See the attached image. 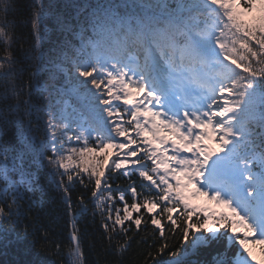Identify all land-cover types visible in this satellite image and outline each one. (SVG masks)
<instances>
[{
	"label": "snow or ice",
	"instance_id": "obj_1",
	"mask_svg": "<svg viewBox=\"0 0 264 264\" xmlns=\"http://www.w3.org/2000/svg\"><path fill=\"white\" fill-rule=\"evenodd\" d=\"M2 3L0 249L38 238L34 225L14 237L5 225L24 215L25 193L39 182L24 161L37 142L30 117L38 123L42 114L51 154L39 155L59 175L72 217L66 251L49 242L60 264H85L69 196L74 177L84 184L85 176L109 241L105 251L123 253L134 239L131 225L138 234L150 223L160 242L149 245L143 264H264V0H85L71 5L74 14L33 0L34 43L23 57L13 50L12 0ZM50 31L62 39L45 52L41 41ZM62 77L84 91L85 102L71 112ZM9 126L19 148L4 139ZM116 172L138 175L141 191L113 188ZM200 198L204 203L193 202ZM165 224L170 235L179 232V248L166 239Z\"/></svg>",
	"mask_w": 264,
	"mask_h": 264
},
{
	"label": "trees",
	"instance_id": "obj_2",
	"mask_svg": "<svg viewBox=\"0 0 264 264\" xmlns=\"http://www.w3.org/2000/svg\"><path fill=\"white\" fill-rule=\"evenodd\" d=\"M33 0H12V4L15 11H9L7 18L9 20L15 19L17 22L16 33L17 43L13 45V50L17 52V55L23 57L26 51L34 43V37L31 34V5ZM85 0H44L46 7L51 5L50 11L54 13H73L71 5L75 3H83ZM3 7L2 0H0V8ZM4 12L0 11V18H3ZM45 24L51 29V24L45 21ZM62 39L58 31H50L47 39L41 41V48L48 52L55 43ZM75 43L79 45V40ZM23 45V47H21ZM3 54L2 46H0V55ZM31 63L27 60V64ZM31 71V68H27L24 73V78H27V73ZM75 71V69H71ZM46 79V76L44 77ZM60 83L64 85L65 89L69 93L65 98L68 101L69 112L72 108L79 107L80 104L84 103V91L83 89L72 80H66L63 77ZM5 80L0 78V91H3ZM89 87H91L89 85ZM80 89V95L75 94L74 89ZM41 115V119L37 123L35 115L30 117L33 120L34 132L33 134L37 137V142L34 150H29L25 157V168L26 171L34 173L38 178V184L34 186V191L26 192L25 199L23 202L24 215L19 218L18 222L13 225H5V227L12 230L14 237L15 233H23L26 225L35 226L37 229V239L33 243V237L28 236L22 241L20 247L12 246L7 250L0 249V264H23L24 261H29L30 264H60L58 258L54 255L56 249L54 245H50L49 242L59 243L64 247L66 251L68 245V236L71 230L70 221L72 217L68 215V208L64 203V194L62 189L57 187L59 181V175L55 173L44 156L51 154V140L50 137L45 136V121L46 116ZM75 129V125H73ZM69 136H73V132L68 133ZM5 141L19 148L20 140L16 135L14 127L9 126L6 129V135L4 136ZM65 142V148L69 146L67 139L63 138ZM45 141L47 148H41L40 142ZM92 143V141H90ZM59 143L57 147L59 148ZM71 146H78L75 140L71 142ZM40 152L44 153V156L39 155ZM42 166H41V163ZM60 171H63L61 169ZM49 172H53L52 176H48ZM18 178V177H17ZM85 183L81 184L78 180L70 186L69 196L72 204V212L76 216V224L79 228V235L81 237V244L85 257V264H143V254L147 251H151L149 245L155 240L157 245L160 242L158 231L155 237L152 236L153 228L150 223L148 224L147 230L142 223L141 228L137 233L134 225H131L130 235H134L130 246L123 253L115 252L114 250L105 251L109 249V241L106 238L104 229L101 227V215L98 210L94 208L95 199L92 196L91 188L92 185L88 184L87 176L84 177ZM109 183L112 184L113 188L119 187L122 190H126L129 186L135 184L137 191H141L140 184L142 183L141 178L138 175H132L131 177H124L121 172H116L109 178ZM87 185V187L85 186ZM118 196L119 193H113ZM29 197L31 203H29ZM125 199L128 203H132L131 192H125ZM81 200L83 201V207L87 210L80 212ZM116 207H123L122 202L117 200L115 202ZM143 211V210H142ZM138 215L136 213L133 214ZM145 219L147 217L145 216ZM111 224V221H109ZM125 227H129V222H126ZM119 233V226L116 229ZM48 237L45 241L42 239L44 236ZM165 237L168 242L175 245L176 248L180 247V234L177 231L175 236L169 234L168 226L165 224ZM142 238L147 239V243L140 242ZM123 241V235H116L112 240V244ZM23 248L29 249L27 254L24 253Z\"/></svg>",
	"mask_w": 264,
	"mask_h": 264
},
{
	"label": "rangeland",
	"instance_id": "obj_3",
	"mask_svg": "<svg viewBox=\"0 0 264 264\" xmlns=\"http://www.w3.org/2000/svg\"><path fill=\"white\" fill-rule=\"evenodd\" d=\"M216 207V206H215Z\"/></svg>",
	"mask_w": 264,
	"mask_h": 264
}]
</instances>
